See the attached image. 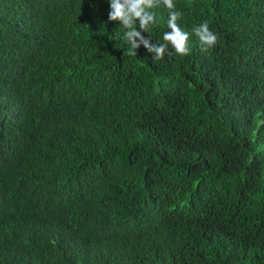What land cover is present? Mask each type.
I'll return each mask as SVG.
<instances>
[{"label": "trees", "instance_id": "obj_1", "mask_svg": "<svg viewBox=\"0 0 264 264\" xmlns=\"http://www.w3.org/2000/svg\"><path fill=\"white\" fill-rule=\"evenodd\" d=\"M175 5L157 60L108 0H0V264H264V0Z\"/></svg>", "mask_w": 264, "mask_h": 264}, {"label": "clouds", "instance_id": "obj_2", "mask_svg": "<svg viewBox=\"0 0 264 264\" xmlns=\"http://www.w3.org/2000/svg\"><path fill=\"white\" fill-rule=\"evenodd\" d=\"M108 20L117 21L126 31L124 39L130 48L126 54L136 56L141 44L150 53H154V59H163L165 55H172L171 49L180 56L191 54L190 33L185 31L178 23L182 18V12L176 9L175 0H108ZM163 6L168 10V31L163 33V43H153L149 34L152 26L158 24L156 13L153 9ZM201 44V52L214 46L218 36L205 21L193 28ZM143 33H148L146 37Z\"/></svg>", "mask_w": 264, "mask_h": 264}]
</instances>
